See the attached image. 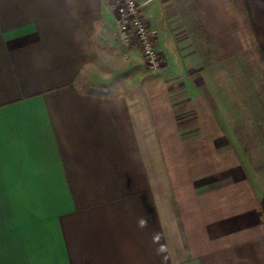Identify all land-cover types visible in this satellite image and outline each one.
<instances>
[{
	"label": "crops",
	"instance_id": "1",
	"mask_svg": "<svg viewBox=\"0 0 264 264\" xmlns=\"http://www.w3.org/2000/svg\"><path fill=\"white\" fill-rule=\"evenodd\" d=\"M137 2L148 78L110 0H0V264H264V183L188 63L264 54V0Z\"/></svg>",
	"mask_w": 264,
	"mask_h": 264
},
{
	"label": "rangeland",
	"instance_id": "2",
	"mask_svg": "<svg viewBox=\"0 0 264 264\" xmlns=\"http://www.w3.org/2000/svg\"><path fill=\"white\" fill-rule=\"evenodd\" d=\"M142 59L143 78H148L150 71H156L161 66L149 68L143 56ZM188 63L205 68L201 77L204 81L201 93L210 101L211 115L227 138L223 142L237 151L252 179L264 183V54L254 48L227 60L204 59ZM189 113L196 114V111ZM191 145L203 149L206 165L215 164L211 169H216L218 160L221 165L230 162L224 161L229 155L228 146H221L224 155L216 156L211 140H195Z\"/></svg>",
	"mask_w": 264,
	"mask_h": 264
},
{
	"label": "built area",
	"instance_id": "3",
	"mask_svg": "<svg viewBox=\"0 0 264 264\" xmlns=\"http://www.w3.org/2000/svg\"><path fill=\"white\" fill-rule=\"evenodd\" d=\"M110 4L116 15L121 40L126 45L137 42L145 64L157 69L162 62L156 45L157 30L143 17L141 4L137 0H110Z\"/></svg>",
	"mask_w": 264,
	"mask_h": 264
}]
</instances>
